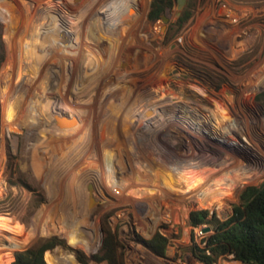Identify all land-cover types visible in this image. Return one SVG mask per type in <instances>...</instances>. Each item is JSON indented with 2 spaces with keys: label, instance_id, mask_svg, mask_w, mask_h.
I'll list each match as a JSON object with an SVG mask.
<instances>
[{
  "label": "rangeland",
  "instance_id": "obj_1",
  "mask_svg": "<svg viewBox=\"0 0 264 264\" xmlns=\"http://www.w3.org/2000/svg\"><path fill=\"white\" fill-rule=\"evenodd\" d=\"M16 1L0 0V264L11 263L8 245L20 252L51 239L60 244L44 253L46 264H64V255L75 264H82L78 257L106 264L93 260L104 230L117 236L123 264L190 260L200 231L189 225L190 210L238 204L243 190L264 182V0H188L180 24L176 0L162 14L167 22L148 19L151 0L107 1L103 33L91 20L76 38L72 15L86 6L94 19L101 0ZM18 22L28 38L16 34ZM48 59L54 71L42 78ZM163 67L167 82L140 87ZM20 84L40 105H27L43 119L33 126L30 111L17 104ZM145 102L167 105L159 134L146 126ZM214 102L229 112L224 123ZM198 121L201 136L190 147L177 134ZM233 125L242 130L236 139ZM191 150L204 167L180 171L171 185L155 181ZM230 159L243 169L228 178L219 165ZM227 216L225 207L217 211L218 219ZM157 232L168 237L163 257L144 244Z\"/></svg>",
  "mask_w": 264,
  "mask_h": 264
},
{
  "label": "trees",
  "instance_id": "obj_2",
  "mask_svg": "<svg viewBox=\"0 0 264 264\" xmlns=\"http://www.w3.org/2000/svg\"><path fill=\"white\" fill-rule=\"evenodd\" d=\"M174 0H151L148 19L155 22L162 18L164 11L173 4ZM183 14V13H182ZM181 14L177 23H182L188 14ZM2 58L0 57V65ZM225 207L228 216L222 220L217 218V211ZM193 207L189 214L191 229L207 224L212 233L200 237L198 242L190 246L191 254L201 262L211 264L219 257L231 255L241 264H264V182L259 186H249L239 196L238 204L222 202L213 209ZM70 245L74 246L72 241ZM168 237L166 233L157 232L150 240L144 241L147 249L157 257L165 255ZM60 242L51 239L36 248L18 252L8 245L6 254L10 264H46L44 253L59 245ZM120 243L117 236L109 230H104V238L98 255L93 257L97 263L123 264L119 253ZM209 252V255L206 252ZM82 264L86 262L78 257Z\"/></svg>",
  "mask_w": 264,
  "mask_h": 264
},
{
  "label": "bare ground",
  "instance_id": "obj_3",
  "mask_svg": "<svg viewBox=\"0 0 264 264\" xmlns=\"http://www.w3.org/2000/svg\"><path fill=\"white\" fill-rule=\"evenodd\" d=\"M19 1V0H18ZM16 1V2H18ZM33 1V4H41V3H44L45 0H32ZM107 1H114V0H101L99 3L100 4H97L96 6H98V8H96L95 10H97L95 16L92 15L93 17H95L94 19L92 17H90V20L87 19V17L89 16V12L88 11H85L86 9V6L85 7H82L80 8V10L82 12H79V13H75L72 15V17L75 19L73 22H72V27L74 28V31H73V37L76 38V36H79L81 35V32L82 30H80L82 27H84L86 24L90 23L91 20H95L93 24H95L96 22V31L97 33L99 34H102L103 33V30H104V21L102 20V14L105 12H108L107 9H106V3H108ZM32 3V2H31ZM73 3V2H72ZM70 2V4H72ZM10 5V3H9ZM21 5V4H20ZM32 5V4H31ZM63 5H66V0H63ZM15 6V5H14ZM74 6V5H73ZM21 7V6H20ZM70 7V6H69ZM21 9V8H20ZM18 8H16L17 12L18 13H21L22 11ZM72 9V8H71ZM14 10H15V7H14ZM85 11V12H84ZM13 14V13H12ZM15 15V14H14ZM18 16V15H17ZM16 16V17H17ZM12 18V17H11ZM14 19V18H13ZM18 19V18H16ZM20 20V19H19ZM61 25V24H59ZM58 29H59V26H58ZM20 34L21 37H24V34L26 36V38L29 37V34H26V31L22 29V23L18 22L17 25H16V34ZM23 35V36H22ZM20 37V38H21ZM108 38V36H107ZM18 39V38H17ZM22 40V39H21ZM24 40V39H23ZM26 40V39H25ZM14 41V40H13ZM16 41V39H15ZM108 42V41H106ZM22 43V42H21ZM96 43L98 44H101L100 41H97ZM103 44V43H102ZM101 44V45H102ZM15 45V44H14ZM17 45V44H16ZM51 46V49H52V45ZM103 46V45H102ZM99 48V47H98ZM51 49H49L50 51H52ZM104 50H102L103 52ZM106 54V53H105ZM114 55V54H113ZM115 56V55H114ZM159 57V56H158ZM154 58V61L158 58ZM145 58V57H144ZM48 60H50L48 62ZM47 62L43 65L42 67V74H43V77L44 78V74L45 73H50L52 70L54 71V62L52 59H48ZM53 61V62H52ZM146 61V60H145ZM52 63V64H51ZM154 63V62H153ZM137 65V64H136ZM135 65V66H136ZM69 66V65H68ZM134 66V65H133ZM150 67V66H149ZM147 65L145 66H142V70L143 71H148V69H150ZM152 67V66H151ZM172 68V67H171ZM170 68V69H171ZM20 69H23V67ZM19 69V70H20ZM132 69V68H131ZM169 69V68H168ZM135 70V69H134ZM69 71V70H68ZM132 70L126 68L125 70V76H124V82L125 84L127 85V88H132L135 83H136V80L134 79H131V77L129 76L130 72ZM23 72V71H22ZM70 72V71H69ZM178 73V72H177ZM179 74V73H178ZM13 75V74H12ZM15 75V74H14ZM5 77V76H4ZM18 80H19V83L22 82V79H20V77L18 76ZM122 78V77H121ZM121 78L119 77L118 75V79H117V83L118 85L122 83L121 81ZM103 84L104 86H108L110 84V80L111 78L109 77H104L103 78ZM169 80V77H168V72H167V69L166 67H163V68H159L157 69L155 72H153L152 75H150L145 81H140V87L144 86V85H150V86H153V87H160L162 86L165 82H167ZM10 81V80H9ZM115 82V81H114ZM115 82V85L117 84ZM11 83V82H10ZM13 83V81H12ZM47 84V83H46ZM9 85V84H8ZM132 86V87H131ZM116 87V86H115ZM119 87V86H118ZM117 87V88H118ZM21 88V84L17 86V88L15 89L17 95H16V98H17V104L20 106H22V108L20 109V111L22 110H28L30 111V122H31V125H35V124H38L40 123V120H43L38 112L36 111V109H33L32 106L30 107H27V105H32L33 104V107H38L40 106L39 104H34L32 101V98H34V93H33V90H31L30 92H23V91H20L19 89ZM116 88V90H117ZM49 90V89H48ZM46 90H44L45 92ZM54 91V90H53ZM43 92V93H44ZM15 93V92H14ZM15 93V94H16ZM49 93V91L47 93H45V95L47 96ZM122 100L125 99V97L128 98V96H125L127 95V93L123 96L122 93H118L116 92ZM124 93V92H123ZM113 94V93H112ZM44 95V94H43ZM52 95V94H51ZM14 96V95H12ZM15 97V96H14ZM48 97V96H47ZM45 98L44 99H48V98ZM109 97V96H108ZM124 97V98H123ZM42 98V97H41ZM14 99V98H13ZM113 99L115 100V98L113 97ZM14 102V101H13ZM48 103L52 108H55L52 106V103H49V102H46ZM164 103V102H163ZM159 104V103H158ZM144 109H145V112H146V115L144 116L145 120H146V126L148 127H151L152 129H154V131L159 134L161 133V130L165 129V127L163 126V117L165 116V111H166V108H167V105L166 104H162L160 103L159 105L155 104L154 102H151V103H148V102H145L144 104ZM214 105V109H213V112H214V115L220 120V122L224 123L226 121V119L228 118V111L227 109L225 108V106L221 103H218V102H214L213 103ZM63 108V107H62ZM61 107L59 106H56L55 109H57L58 111L62 109ZM64 109V108H63ZM19 110V109H18ZM188 114L189 116L192 117V111H188ZM189 119V118H188ZM199 121L202 120V116H198ZM195 121V120H194ZM199 121L198 122H195L193 124H195L194 126L192 125L191 126H188V128L184 127L183 130H185V132L187 131V134L185 133H181V132H178L177 136L180 137L181 139H184L185 137H188V143L190 145V147H193L195 146V141H194V137H200L201 136V133L198 132L197 130V125L199 124ZM176 122V121H175ZM188 123L189 125H191L189 122H186ZM73 125H76V126H79L80 125V121L78 119V117H75L73 122H72ZM182 128V127H181ZM229 129V128H227ZM177 132V131H176ZM188 132H189V135L188 136ZM242 132L241 128H238L236 129V125H233L231 127V129L229 130V134H231V136L233 138H237L238 135H240ZM193 136V137H192ZM187 139V138H186ZM234 140V139H233ZM174 141V140H172ZM192 149V148H191ZM192 151L195 152V150H191V152L189 151V154L188 155H185L183 156L182 158H180V160L176 163L175 165V168L172 169L171 172L169 173H164V174H161V175H158L157 177H155V181L158 183V182H165V183H168V185H171L175 182V178L176 176L178 175H182L183 172H180V171H184V169H187L188 167H193L194 169H200L202 167H204L203 164V160L200 159L198 156V158H193L192 156ZM162 155V154H161ZM192 156V157H191ZM195 156V155H194ZM243 163L241 164L239 162V160H236V159H230V162L228 163H223V164H220L219 165V169L221 170V173L222 175H225L227 176L228 178L229 177H234L235 175L241 173L240 171H242L241 169H243ZM192 172V171H190ZM189 172V173H190ZM184 174H187V173H184ZM187 176V175H186ZM214 176V175H213ZM179 177V176H178ZM146 179V178H145ZM184 183V182H183ZM188 183V182H187ZM202 184V180L199 181V183L197 184L198 185H201ZM193 185V184H192ZM209 191V190H208ZM217 191V190H216ZM225 191V190H224ZM215 192V191H214ZM221 194V193H220ZM206 195V194H205ZM209 195V193L207 194V196ZM219 195V194H218ZM226 196V194H225ZM229 196V195H228ZM209 198V197H208ZM207 198V199H208ZM222 198V197H221ZM217 200V199H216ZM203 201V200H202ZM215 201V200H214ZM205 202V201H204ZM200 203V202H199ZM209 203V202H208ZM203 204V203H202ZM62 262L64 264H75V261L73 259V257H69V256H65L62 258Z\"/></svg>",
  "mask_w": 264,
  "mask_h": 264
},
{
  "label": "built area",
  "instance_id": "obj_4",
  "mask_svg": "<svg viewBox=\"0 0 264 264\" xmlns=\"http://www.w3.org/2000/svg\"><path fill=\"white\" fill-rule=\"evenodd\" d=\"M225 17L227 18L226 15H225ZM202 226H204V227L201 229ZM202 226L199 227L200 231L197 233L198 235L195 234L193 237V242H195V243L199 241L200 237L207 236V235L212 233L211 227L207 226V224H204ZM191 244H192V242H191ZM206 254L209 255V252L207 251ZM228 259L232 262L231 264H235L237 262L233 259V257L231 255H229V256H225V257H219L216 261H213L211 264H230L227 261ZM176 264H206V263L201 262L200 260H197L192 255V258L190 260H186L185 262H182V263L179 260H177ZM239 264H241V263H239Z\"/></svg>",
  "mask_w": 264,
  "mask_h": 264
},
{
  "label": "water",
  "instance_id": "obj_5",
  "mask_svg": "<svg viewBox=\"0 0 264 264\" xmlns=\"http://www.w3.org/2000/svg\"><path fill=\"white\" fill-rule=\"evenodd\" d=\"M187 1L188 0H176V9H177V11H176V13L174 15V19L176 21L180 18L181 14H182V12H183L186 4H187ZM162 20H163V22H167V19L164 18V17H162Z\"/></svg>",
  "mask_w": 264,
  "mask_h": 264
}]
</instances>
